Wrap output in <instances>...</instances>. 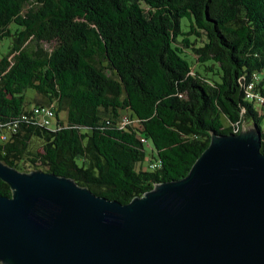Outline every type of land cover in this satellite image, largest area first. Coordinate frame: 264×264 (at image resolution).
Instances as JSON below:
<instances>
[{
  "label": "trees",
  "instance_id": "1",
  "mask_svg": "<svg viewBox=\"0 0 264 264\" xmlns=\"http://www.w3.org/2000/svg\"><path fill=\"white\" fill-rule=\"evenodd\" d=\"M260 99L264 0H0V161L21 173L126 205L212 134L255 126L264 154Z\"/></svg>",
  "mask_w": 264,
  "mask_h": 264
},
{
  "label": "water",
  "instance_id": "2",
  "mask_svg": "<svg viewBox=\"0 0 264 264\" xmlns=\"http://www.w3.org/2000/svg\"><path fill=\"white\" fill-rule=\"evenodd\" d=\"M255 126L211 136L186 177L126 205L0 161V264H264V154Z\"/></svg>",
  "mask_w": 264,
  "mask_h": 264
},
{
  "label": "rangeland",
  "instance_id": "3",
  "mask_svg": "<svg viewBox=\"0 0 264 264\" xmlns=\"http://www.w3.org/2000/svg\"><path fill=\"white\" fill-rule=\"evenodd\" d=\"M44 47H45L47 50H51V49H52V47H51L50 45H48V44H44ZM29 94H30V92L28 93V95H29ZM60 118L65 119V114L62 113V114L60 115ZM242 128L249 129L250 127L245 125V126H242L241 129H242ZM150 148H151V147H150L149 145L145 147L146 155H147V156H149V154L151 153ZM155 157H156V155H155Z\"/></svg>",
  "mask_w": 264,
  "mask_h": 264
},
{
  "label": "built area",
  "instance_id": "4",
  "mask_svg": "<svg viewBox=\"0 0 264 264\" xmlns=\"http://www.w3.org/2000/svg\"><path fill=\"white\" fill-rule=\"evenodd\" d=\"M260 103L262 104V105H264V100L263 99H260ZM49 116L51 115V114H48Z\"/></svg>",
  "mask_w": 264,
  "mask_h": 264
}]
</instances>
